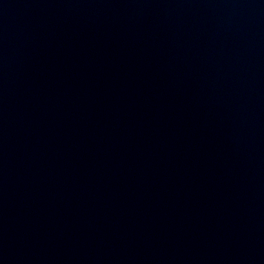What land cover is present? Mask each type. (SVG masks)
<instances>
[{
  "label": "water",
  "instance_id": "95a60500",
  "mask_svg": "<svg viewBox=\"0 0 264 264\" xmlns=\"http://www.w3.org/2000/svg\"><path fill=\"white\" fill-rule=\"evenodd\" d=\"M0 264H264V0H0Z\"/></svg>",
  "mask_w": 264,
  "mask_h": 264
}]
</instances>
